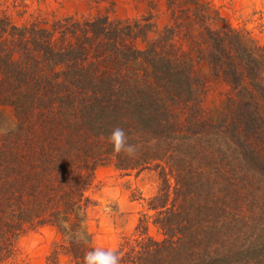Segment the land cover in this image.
Instances as JSON below:
<instances>
[{
  "label": "trees",
  "instance_id": "16d2710c",
  "mask_svg": "<svg viewBox=\"0 0 264 264\" xmlns=\"http://www.w3.org/2000/svg\"><path fill=\"white\" fill-rule=\"evenodd\" d=\"M165 2L161 25L152 10L49 26L0 10V106L13 115L0 132V264L45 226L59 234L45 264H83L103 165L155 182L148 196L130 189L144 208L120 264H264V42L207 0ZM117 126L133 155L113 152Z\"/></svg>",
  "mask_w": 264,
  "mask_h": 264
},
{
  "label": "rangeland",
  "instance_id": "374dc122",
  "mask_svg": "<svg viewBox=\"0 0 264 264\" xmlns=\"http://www.w3.org/2000/svg\"><path fill=\"white\" fill-rule=\"evenodd\" d=\"M207 1L214 4L229 22L245 29L257 41L264 42V0ZM0 10L6 11L18 25L38 23L46 26L69 16L82 19L107 13L112 18L133 19L152 10L160 15L158 23L161 25L164 22L161 14L167 11V6L165 0L158 1L156 8L150 7L149 0H0ZM219 91L212 90L205 97V106L218 104ZM12 124V111L0 106V129H7ZM153 180V177L136 179L123 176L110 165L95 169L90 193L98 203L90 209L87 222V231L94 247H116L122 238L132 233L144 203L132 199L130 189L139 186L143 195L148 196L155 187ZM151 232L157 236L154 229ZM57 238L59 234L51 226L28 231L19 239L20 259L5 264H23V258L27 259L28 264H45L46 252Z\"/></svg>",
  "mask_w": 264,
  "mask_h": 264
},
{
  "label": "clouds",
  "instance_id": "9594fccd",
  "mask_svg": "<svg viewBox=\"0 0 264 264\" xmlns=\"http://www.w3.org/2000/svg\"><path fill=\"white\" fill-rule=\"evenodd\" d=\"M7 131L8 129H0V132ZM108 142L112 145V150L116 154L125 152L131 156L137 151L134 145L128 143L125 130L118 126L110 132ZM120 259V255L115 250V245L107 249L95 247L86 252L83 257V264H120Z\"/></svg>",
  "mask_w": 264,
  "mask_h": 264
}]
</instances>
